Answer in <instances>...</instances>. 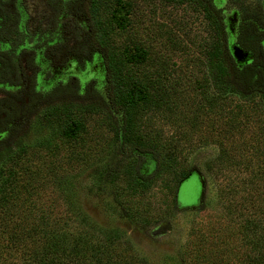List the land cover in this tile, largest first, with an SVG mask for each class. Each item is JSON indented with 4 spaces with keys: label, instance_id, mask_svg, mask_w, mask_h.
Wrapping results in <instances>:
<instances>
[{
    "label": "rangeland",
    "instance_id": "rangeland-1",
    "mask_svg": "<svg viewBox=\"0 0 264 264\" xmlns=\"http://www.w3.org/2000/svg\"><path fill=\"white\" fill-rule=\"evenodd\" d=\"M25 1L35 24L55 23L47 0ZM131 1L139 6L137 18L115 41L143 48L139 54L145 67L171 80L176 105L169 112L142 104L137 132L148 146L146 155L153 157L155 143L162 155L174 153L178 172L193 168L200 173L201 204L179 209L174 194L178 177L168 171L149 190L136 194L128 192L122 177L114 184H102L100 172L120 160L103 113H82L84 127L71 140L63 136V121L37 114L14 134L22 142L21 151L14 148L12 160L0 165V179L14 174L7 186L13 198L5 207L0 205V219L9 230L22 227L35 236L45 222L50 229L74 235L83 230L75 211L79 212L97 228L121 233L113 241V264H259L261 246L248 241L252 238L245 234L244 223L247 218L264 219V100L229 94L214 106L207 104L203 86L208 71L201 49L212 33L202 13L188 5ZM67 33L66 48L88 59L86 40L77 36V27L70 26ZM83 66L95 71L89 84L102 81L105 71L100 60ZM68 98L69 103H86ZM54 101L61 104L63 99ZM128 151L126 161L132 159ZM144 156L131 163L144 167L148 164ZM147 170L151 176L153 166ZM199 189L200 180L193 176L181 188L180 203L194 204ZM95 238H100L97 232Z\"/></svg>",
    "mask_w": 264,
    "mask_h": 264
},
{
    "label": "trees",
    "instance_id": "trees-1",
    "mask_svg": "<svg viewBox=\"0 0 264 264\" xmlns=\"http://www.w3.org/2000/svg\"><path fill=\"white\" fill-rule=\"evenodd\" d=\"M158 1L188 5L195 10L198 9L208 23L212 37L201 49L202 62L208 71L203 86L207 104L214 106L229 94H236L243 99L260 97L264 100V3L262 0ZM59 3L52 2L54 10L57 13L66 11L68 18L65 19V33L62 32L58 36L60 39L58 49L65 48L68 40L65 37H68L69 27L76 26L77 36H82L87 43L90 54L88 59L84 57L87 64L100 60L104 65L105 73L100 77L102 81H97L93 85L89 82L85 86L69 83L59 89L49 81L47 82L49 93L46 96L31 88L32 103L30 107L22 110L23 122L30 125L32 117L37 114H45L46 118H49V115L55 116L65 123L63 136L71 140L76 138L84 127L80 117L82 113H103L113 130L118 145L116 156L120 160L100 172L98 179L101 183L114 184L122 177L127 181L128 192L136 194L149 190L154 180L164 171H168L174 176L177 174L178 177L174 189L176 196L181 181L195 170L183 168L178 172L179 162L174 153L162 155L159 147L154 143L155 148H151V153L158 161L156 163L152 156L146 155L148 146L138 134L136 123L137 111L142 104H152L156 108L173 111L176 108L173 100L175 88L168 75L145 67L146 62H143L139 54L143 48L139 44L131 45L130 41L126 44L122 41L119 44L115 41V38L118 39L132 27V19L137 18L138 4L131 0H69L65 9L60 7ZM234 13L237 14L235 43L252 56V60L242 66L237 63L230 49L228 19ZM104 17L109 18V21L106 22L104 19L102 21ZM82 33L84 34L81 35ZM73 54L76 58H82L81 53ZM70 96L78 100H86V103H69ZM58 98L63 99L61 104L54 101ZM39 109H42L43 113ZM18 110L16 109V117L19 116ZM17 130V128L11 130L13 134L8 138L0 139V165L12 160L15 155L14 148L21 151L22 142L14 135ZM128 150L132 152L131 155L129 154L132 159L128 158L130 161L125 160ZM142 155H145L147 165L143 167L131 163ZM123 161L127 162L126 165ZM152 166L153 173L150 176L151 172L147 169ZM2 170L3 167L0 166V172ZM11 172L10 170L9 174ZM13 175L8 176L7 179H0L2 207L8 205L13 198L11 189L8 190L7 187L14 180ZM75 213L83 230L74 235L61 229H50L47 227L49 223L45 222L41 224L40 233L35 231L37 233L35 236L31 235L33 230L27 232L22 227L9 230L5 220L0 219V264H113V241L119 240L121 233L118 230L105 231L97 228L87 217L81 216L79 212L75 211ZM244 225L245 234L252 238H248V241L257 242L256 245L261 246L263 256L259 257L258 263L262 264L264 219L247 218ZM96 232L100 238L94 239Z\"/></svg>",
    "mask_w": 264,
    "mask_h": 264
},
{
    "label": "flooded vegetation",
    "instance_id": "flooded-vegetation-1",
    "mask_svg": "<svg viewBox=\"0 0 264 264\" xmlns=\"http://www.w3.org/2000/svg\"><path fill=\"white\" fill-rule=\"evenodd\" d=\"M53 1L66 9L69 0H47L56 24L38 25L32 21L25 0H0V139L25 125L22 110L32 103L31 88L46 96L49 81L60 89L69 83L87 85L90 80L87 73L91 68L83 66L87 65L84 56L80 59L70 53L68 41L65 48L58 49V36L65 33L68 16L66 11L57 13Z\"/></svg>",
    "mask_w": 264,
    "mask_h": 264
},
{
    "label": "water",
    "instance_id": "water-1",
    "mask_svg": "<svg viewBox=\"0 0 264 264\" xmlns=\"http://www.w3.org/2000/svg\"><path fill=\"white\" fill-rule=\"evenodd\" d=\"M228 21H229L228 30H229L230 35H231L230 36V49H231V52H232L235 60L237 61V63L240 66H242L244 64L249 63L252 60V56L249 52L244 51L241 47H239L235 43L234 35H235V28H236V23H237V14L234 13L233 15H231V17H229ZM87 75L89 76V78H92L95 76V71L92 69H89ZM193 176L197 177L200 180L199 195H198V198L194 204H192L190 206H183L179 200L180 191H181L182 186L187 181H189ZM203 194H204V183H203L202 177L198 171H192L189 173V175L184 180L181 181V183L178 186L177 193H176L177 207L181 210L182 209L196 208L201 204L202 199H203Z\"/></svg>",
    "mask_w": 264,
    "mask_h": 264
}]
</instances>
